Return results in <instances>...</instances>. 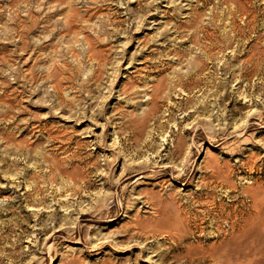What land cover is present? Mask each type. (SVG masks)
<instances>
[{
  "label": "rangeland",
  "instance_id": "rangeland-1",
  "mask_svg": "<svg viewBox=\"0 0 264 264\" xmlns=\"http://www.w3.org/2000/svg\"><path fill=\"white\" fill-rule=\"evenodd\" d=\"M263 217L264 0H0V264H264Z\"/></svg>",
  "mask_w": 264,
  "mask_h": 264
},
{
  "label": "bare ground",
  "instance_id": "bare-ground-1",
  "mask_svg": "<svg viewBox=\"0 0 264 264\" xmlns=\"http://www.w3.org/2000/svg\"><path fill=\"white\" fill-rule=\"evenodd\" d=\"M249 44V43H248ZM248 54H247V57H246V59H244L245 60V63L248 65V66H250V67H252L251 68V74H259V73H261V69H262V67H263V60L262 59H259V55H258V59H255L254 57H253V53L251 52V49L247 52ZM260 55H262V54H260ZM255 57H257L256 55H255ZM244 63V64H245ZM245 66V65H244ZM246 67V66H245ZM262 84V83H261ZM260 84V85H261ZM259 86V85H258ZM260 87V86H259ZM53 161V160H52ZM55 162H56V160H55ZM57 163V162H56ZM108 163V162H107ZM54 164V163H53ZM144 165H146L145 163H143V164H141V165H133V166H129V167H131V168H127L126 170H127V173L124 175V176H121V178L123 179V178H125V180L126 179H129V178H131L132 177V175H133V173L135 172L134 170H133V168H137V167H143ZM55 166H56V164H55ZM69 171V170H68ZM67 171V172H68ZM55 173V172H54ZM52 174H53V172H52ZM68 174V173H67ZM70 174V173H69ZM68 174V175H69ZM56 175V174H55ZM69 176H71V175H69ZM73 176V175H72ZM51 177H52V175H51ZM72 195H74L73 193H72ZM248 195H251V197H252V202H253V204H252V208H254L255 210H253V212L255 211V213H251L249 216H247L245 219H244V221H245V224H244V222H243V234H247L249 231H251L250 230V228L248 227L252 222H254L255 221V219H260L261 217V215H260V212H259V210H260V208H262V207H260L261 205H260V202H261V200L258 198V196H257V193H256V191H255V189H252L251 191H250V194H248ZM238 212V211H237ZM242 212V211H241ZM245 212V211H244ZM243 213V212H242ZM229 215V214H228ZM239 215V214H238ZM238 215H236V216H238ZM236 216H235V218H236ZM241 216V215H240ZM231 217V216H230ZM171 218V217H170ZM242 218V217H241ZM264 218V217H263ZM262 218V219H263ZM232 219V218H231ZM235 221V220H234ZM236 222V221H235ZM257 225H258V223H257ZM240 229V228H239ZM241 233V232H240ZM232 241V240H231ZM239 242H241V241H239ZM244 247V246H243ZM234 250V249H233ZM232 250V251H233ZM235 250H236V248H235ZM244 250V249H243ZM242 251V247L240 246L239 247V249H238V254L240 253ZM234 252V251H233ZM237 254V255H238ZM229 257V256H228ZM227 258V257H226ZM238 258V257H237ZM236 258V259H237ZM223 261V260H222ZM223 263V262H222ZM224 264H233V263H230V261H227V259H226V261L224 262ZM238 264H240V263H238ZM242 264V263H241Z\"/></svg>",
  "mask_w": 264,
  "mask_h": 264
}]
</instances>
